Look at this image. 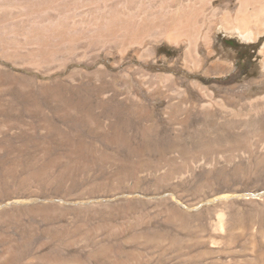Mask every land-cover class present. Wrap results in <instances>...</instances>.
<instances>
[{
    "label": "rangeland",
    "instance_id": "374dc122",
    "mask_svg": "<svg viewBox=\"0 0 264 264\" xmlns=\"http://www.w3.org/2000/svg\"><path fill=\"white\" fill-rule=\"evenodd\" d=\"M139 2L0 0V264H264V36L122 51L200 0Z\"/></svg>",
    "mask_w": 264,
    "mask_h": 264
},
{
    "label": "bare ground",
    "instance_id": "6f19581e",
    "mask_svg": "<svg viewBox=\"0 0 264 264\" xmlns=\"http://www.w3.org/2000/svg\"><path fill=\"white\" fill-rule=\"evenodd\" d=\"M128 1L132 2V0H126V3H128ZM139 1L143 2L144 0H139ZM168 1L177 4V3H181V1L183 0H168ZM188 1L190 4L191 0H188ZM238 1L240 5L234 17L230 16L231 14H229L228 12L229 10L226 7L224 8V6L213 8V0H200L198 7L194 9L191 8V10L189 8L188 11L184 9L186 13L180 12L178 9L172 16L168 18L161 16L158 18H150L147 20L146 18H144L145 16H143L142 14H138L137 17H139V19L138 20L136 19L135 20L136 22H134V19H133V23H130L133 26V29H132L133 32L132 31L131 32L134 33V35L125 36L124 38H122L121 50L124 51L125 49L129 48L132 44H138L142 46L143 40L145 39V37H151V39L154 41L167 40L170 43L176 44V45H178L179 43L187 42L186 44L188 45V47L185 50L186 61L188 63H191L193 65V68H198L200 67L201 62H202V58L198 54L200 45H202L203 48L205 49L206 56H209L212 53H214L211 49L212 42H213V38L211 34L214 32V29L216 26L215 25L216 18L221 19L223 23L221 27H219V25L217 24L220 29L224 30V32L226 31V32L236 33V35L241 40L247 43L257 42L260 39V37L264 36V0H238ZM194 6H196V4ZM207 13H209L208 23L206 25V28L204 29L203 24H205L204 21H205V17ZM120 14L118 13V16L116 14L117 17L113 18V20L108 22L111 27L112 26H114V28L118 27L119 31L120 29H123V24L125 20L124 17H122V15ZM128 20L126 22H128ZM49 33L51 34V32ZM51 37L50 39H52ZM118 41H119V38H118ZM46 44H43V46L45 45L46 47L45 49L44 48L43 49L47 50V52L45 51V54L44 53L42 54H44L45 57L51 58L52 56H54L53 49L55 47L52 48L51 46L50 48H48L47 46L52 45V44H49V45L48 44L46 45ZM150 48L151 47L149 48L147 47L144 49V51L143 50L142 51L145 52L148 56H152L153 51ZM259 51L260 53L264 55V42ZM219 66L220 64L218 62L212 61L211 63L207 64L205 68V72L212 70V69L214 70ZM193 84L195 86H198L199 90L201 88L204 91L207 88V87L204 88L203 85L201 86L199 82L198 83L193 82ZM261 87H264V85L261 84ZM245 93L246 95H248L246 91ZM207 95L209 96V94ZM262 98H264V95L262 96Z\"/></svg>",
    "mask_w": 264,
    "mask_h": 264
}]
</instances>
